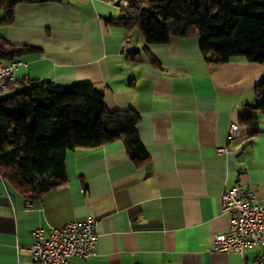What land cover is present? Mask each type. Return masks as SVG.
<instances>
[{
  "label": "crops",
  "instance_id": "obj_1",
  "mask_svg": "<svg viewBox=\"0 0 264 264\" xmlns=\"http://www.w3.org/2000/svg\"><path fill=\"white\" fill-rule=\"evenodd\" d=\"M138 1H24L11 24L0 23L7 42L37 49L15 59L17 81L93 84L107 110L139 113L149 154L136 166L122 140L69 150L65 184L35 200L0 173V264H36L28 250L34 229L48 233L89 214L98 220L97 254L76 264H248L264 250H213L214 236L229 228L225 188L242 186L264 202V114L256 111L258 125L241 124L242 136L227 141L230 125L257 103L264 63H210L200 35L147 45L137 28L107 22Z\"/></svg>",
  "mask_w": 264,
  "mask_h": 264
},
{
  "label": "trees",
  "instance_id": "obj_2",
  "mask_svg": "<svg viewBox=\"0 0 264 264\" xmlns=\"http://www.w3.org/2000/svg\"><path fill=\"white\" fill-rule=\"evenodd\" d=\"M24 1L57 0H0L5 9L0 23L11 24L14 6ZM107 22L137 28L147 45L165 43L171 36L200 35L202 54L210 63H225L235 56L264 63V0H141ZM35 51L0 36L1 60L12 61ZM15 84L21 89L16 87L13 94L0 99V173L26 199H39L65 184L69 150L122 140L136 166L148 162L137 130L139 113L107 110L102 89L91 83L62 86L36 79ZM257 97L240 124L258 125L255 112L264 114V77Z\"/></svg>",
  "mask_w": 264,
  "mask_h": 264
},
{
  "label": "built area",
  "instance_id": "obj_3",
  "mask_svg": "<svg viewBox=\"0 0 264 264\" xmlns=\"http://www.w3.org/2000/svg\"><path fill=\"white\" fill-rule=\"evenodd\" d=\"M18 60L0 59V96L5 97L17 81ZM242 136L240 123L230 125L228 143ZM228 146L219 147L218 153L227 154ZM221 212L228 216L227 232L214 236L213 250L234 251L243 255L250 247L264 245V202L256 203L255 193L242 186L225 188L220 196ZM28 247L36 264H76L73 258L91 259L97 254L98 220L89 214L81 220H71L63 226H51L46 233L41 227L32 232ZM248 264H264V250Z\"/></svg>",
  "mask_w": 264,
  "mask_h": 264
},
{
  "label": "rangeland",
  "instance_id": "obj_4",
  "mask_svg": "<svg viewBox=\"0 0 264 264\" xmlns=\"http://www.w3.org/2000/svg\"><path fill=\"white\" fill-rule=\"evenodd\" d=\"M17 88H18V89H21V88L19 87V85H17Z\"/></svg>",
  "mask_w": 264,
  "mask_h": 264
}]
</instances>
